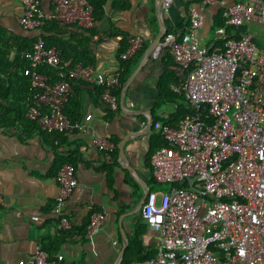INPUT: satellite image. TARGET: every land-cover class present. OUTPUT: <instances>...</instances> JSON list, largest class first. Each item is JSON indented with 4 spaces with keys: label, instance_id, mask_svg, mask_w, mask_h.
Instances as JSON below:
<instances>
[{
    "label": "crops",
    "instance_id": "1",
    "mask_svg": "<svg viewBox=\"0 0 264 264\" xmlns=\"http://www.w3.org/2000/svg\"><path fill=\"white\" fill-rule=\"evenodd\" d=\"M39 1L49 13L51 0ZM165 1L107 0L104 16L92 30L69 25L56 32L34 33L72 45L76 53H87L86 59H93L88 68L106 77L119 70L118 55L124 42L143 39L144 50L118 92L117 111L101 103L95 84L74 86L69 112L85 125L84 133L49 139L38 128H23L29 121L23 116L26 103L20 94V70L10 66L15 54L8 53L3 62L10 78L6 83L14 96L10 97L19 103L9 100L0 104V264H31L43 243L55 244L52 257H63L62 264H123L129 248L131 264L155 257L160 234L147 227L141 206L148 192L155 193L159 201L169 188L155 183L152 175L150 156L160 147L161 138L154 125L169 126L172 120V127H176L182 111L185 117L193 113L181 91L183 73L163 47V39L140 65L145 50L160 33L157 7L162 3L166 32L174 30L177 36L188 26L190 8H197L203 18L199 43L213 51L222 47L214 23L224 19L227 8L246 0H213L188 8L183 0H172L164 9ZM116 4L122 8H115ZM21 15L20 0H0V29L29 37L19 26ZM241 29V34L251 35L256 46L264 48L263 26L250 23ZM70 62H65L66 67ZM102 137H110L115 146L110 157L92 145L93 139ZM63 161L72 164L77 181L62 211L68 229L59 228L54 211L59 193L56 177ZM97 213L104 216V223L90 236L88 226Z\"/></svg>",
    "mask_w": 264,
    "mask_h": 264
},
{
    "label": "built area",
    "instance_id": "2",
    "mask_svg": "<svg viewBox=\"0 0 264 264\" xmlns=\"http://www.w3.org/2000/svg\"><path fill=\"white\" fill-rule=\"evenodd\" d=\"M171 1L166 0L163 8L168 9ZM20 2L19 26L26 32L39 30L47 19L92 27L86 0H51L49 13L39 0ZM224 17L225 26L214 32L222 47L212 52L199 43L203 18L195 7L189 10L186 33L163 38L175 65L186 71L181 91L193 113L176 127L154 125L162 144L150 156L152 175L155 183L169 190L159 201L149 192L142 203V219L160 234L155 257L143 264H264V48H258L251 35L238 33L250 23L264 27V0L235 3ZM228 29L235 31L227 35ZM142 45L141 37L132 39L122 59L132 57ZM24 57L28 61L24 75L37 91L27 118L42 131L85 132L84 124L72 126L64 114L72 81L102 87L103 105L117 109L112 91L120 85L119 70L106 77L77 66L65 80L51 85L40 69L52 68L64 77L60 53L39 39ZM92 145L106 157L115 150L110 137L95 138ZM56 181L54 211L61 216L77 186L74 167L64 165ZM103 223L104 216L94 214L88 234H95ZM59 228H69L65 218ZM62 263L63 257L43 251L31 259V264Z\"/></svg>",
    "mask_w": 264,
    "mask_h": 264
},
{
    "label": "trees",
    "instance_id": "3",
    "mask_svg": "<svg viewBox=\"0 0 264 264\" xmlns=\"http://www.w3.org/2000/svg\"><path fill=\"white\" fill-rule=\"evenodd\" d=\"M86 1H87V4L89 5V7L91 8L92 27L89 28V30H92L94 24L98 23L102 20V18L104 16V9H105V5H106L107 0H86ZM183 1L185 2L186 8H188L190 5L201 4L203 0H183ZM114 7L120 8V9L122 8L121 6H117V4ZM125 8H127V7H125ZM188 19H189V16H188ZM71 25L77 26L78 29L83 30V31L87 30V29H84V28L78 26L77 24H71ZM67 26H69V25H65L63 23H60V22H57V21H54L51 19H47V20L43 21L42 27L35 32H26L23 30L27 35H29V37H27V36H23V37L15 36V35L7 33L3 29H0V104L2 102H7L9 100L11 102H18L19 103V101L10 97L13 95L11 94V90L8 88L7 83H6L7 80L10 82V78H9V75L6 74L5 68L3 66V62H5L7 60L8 53L12 51V52H14L15 57H14L13 64H11L10 66H13L14 68H17L18 70H20V76L18 78L19 79L18 82L22 86V89H23L20 92V94L22 96L21 97L22 101H24L26 103V108L24 110L23 116L25 115V117L27 118V112H28L30 106L32 105L33 96L37 93V91L32 89L30 79L24 75V72H25L26 68L28 67V61L25 59L24 56L26 53L31 51V49L33 48V46L37 43V41L39 39L43 40L45 47L47 49L54 48L60 53L61 63L64 66V75H65L64 77L63 76L60 77L58 75V71H56L55 69L48 68V67H43L40 69V73H42L43 75H45L47 77L48 82L51 85H53L57 82H60L62 80H65V78H67V76H68V74H67L68 71L75 69L77 66L88 68V67H91L93 65L92 64L93 59L91 57L88 58V60L86 59L87 57H89V55H87V53H84V54H82L81 52L76 53V47H74L72 45H68L67 43H65L59 39L53 38V37L47 38V37H44L43 35L39 36V37L34 36V33L38 32V31H42L43 33H48L49 31L56 32V31H60L61 28H64ZM224 26H225V17H224V19L220 18L219 20H216V22L213 25V29L224 27ZM189 27H190V20H189L188 26L183 31L181 36L184 33H186V31L188 30ZM232 31H235V30L234 29H228L227 35H230ZM238 33H243V30L240 29ZM169 34H173V35L177 36L176 31L171 30V29H168L166 32V35H169ZM237 34H236V36L238 37ZM131 40L129 42V39H128V42H124V44L122 45V48L119 51L118 61H119V65H120V68H119L120 85L118 88H115L112 91V94L116 98H118V92L120 91V88H121L123 82L126 80L128 75L130 74L132 67L135 65L139 56L142 54V52L144 50V47L142 45L141 49L138 52H136V54H134L132 57H130L126 60L122 59V56L125 55L130 48ZM219 41L221 42V40H219ZM78 45L81 49L84 50L83 44L78 43ZM69 60L71 62H70V67L68 68V67H66L65 62L69 61ZM177 68L179 70H181L183 73V79H182V83H183L184 79L186 77V71L180 69L179 67H177ZM77 84L83 85V84H88V83H84L81 81H72L70 83L71 94L68 98L67 103L65 104L64 114L67 116V118L69 119L70 124L72 126L80 124L79 118L73 116L69 112V106L71 104V100L73 99L72 90H73L74 86ZM96 87H97V94L99 95V99L101 101L103 88L98 87V86H96ZM175 93H176V91H175ZM101 103H102V101H101ZM117 110H118V107L115 111H117ZM189 114H191V112H189ZM184 117H185V113L182 111V119ZM0 121H1V117H0ZM27 121H29V123L26 125H23V128H26V127L38 128L40 130V132L43 134V136L46 138H49V139H52V138L59 139L60 137H66L70 134L77 133V130L74 129L72 132H69V133H61V134L51 133V134H49V133L42 131L36 122L30 121V120H28V118H27ZM168 124H169V126L172 127L174 125V122H172V120H171ZM161 144H162V137L160 138V146H161ZM113 153L111 155H113ZM64 165H72V164L70 162H66V161L64 162L63 161L60 169ZM62 218H65V217L62 215L59 216V221H58L59 224H60V221ZM55 248H56V246L54 243L53 244L52 243H48V244L43 243L41 249L47 255L52 257V255L55 252ZM132 261H133V254H132L131 248H129L126 251L123 264H131Z\"/></svg>",
    "mask_w": 264,
    "mask_h": 264
},
{
    "label": "water",
    "instance_id": "4",
    "mask_svg": "<svg viewBox=\"0 0 264 264\" xmlns=\"http://www.w3.org/2000/svg\"><path fill=\"white\" fill-rule=\"evenodd\" d=\"M157 15L159 20V27H160V33L158 37L155 39V41L145 50L140 65L145 63L153 54L154 50L161 45L163 37L166 35V30L162 21V3L159 4L157 7ZM139 65V67H140ZM133 76V75H132ZM131 76V77H132ZM131 78H129L126 83L124 84V89L127 88L128 84L130 83ZM151 124V123H150ZM149 193V192H148Z\"/></svg>",
    "mask_w": 264,
    "mask_h": 264
}]
</instances>
